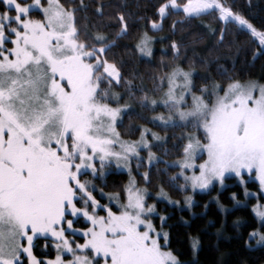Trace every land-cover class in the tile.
<instances>
[{
  "label": "snow or ice",
  "instance_id": "snow-or-ice-1",
  "mask_svg": "<svg viewBox=\"0 0 264 264\" xmlns=\"http://www.w3.org/2000/svg\"><path fill=\"white\" fill-rule=\"evenodd\" d=\"M0 5V264H180L169 248L168 233L153 223L156 208L146 204L145 190L130 182L125 202L113 211L81 179L95 176L97 163L102 170L110 159L127 166L131 155L139 156L138 148L149 149L151 164L147 136L161 139L145 129L138 143L120 140L116 124L124 109L113 107L108 102L112 93L102 87L122 79L105 55L112 47L108 36L98 32L91 43L81 40L75 10L60 0H0ZM181 9L188 17L218 10L221 20L248 30L264 51V30L218 0H166L158 13L163 20ZM34 11L39 19L32 18ZM118 20L122 35L128 25L123 15ZM152 27L159 25L153 22ZM138 48L152 55L147 36ZM165 79L163 105L204 137L189 136L177 162L192 172H181L186 183L193 190L206 189L213 181L223 184L226 174L241 182L247 174L264 190V85H216L211 93L201 89L213 97L206 99L194 94L191 71L177 67ZM155 119L167 126L172 117ZM187 200L190 205L191 197ZM255 213L264 220V206L257 205ZM81 220L85 228L74 227ZM166 220L160 217L161 229ZM68 235L84 242L70 241ZM257 235V242L264 243V233L251 237ZM39 240L53 241L55 259L38 258L34 249ZM199 244L192 239L194 253ZM66 254L71 258L65 259Z\"/></svg>",
  "mask_w": 264,
  "mask_h": 264
},
{
  "label": "trees",
  "instance_id": "trees-1",
  "mask_svg": "<svg viewBox=\"0 0 264 264\" xmlns=\"http://www.w3.org/2000/svg\"><path fill=\"white\" fill-rule=\"evenodd\" d=\"M60 1L69 10H75L81 40L91 43L92 36L102 32L112 43L105 55L109 62L118 66L122 79L118 85L113 83L102 87L119 94L124 103L131 101L135 106L122 115L118 125L120 135L128 140H137L142 127L149 126L166 137L165 142L153 146L160 159L148 168L143 166L148 171L147 179L142 174L136 175L139 186L149 191L150 202L155 200L154 194L160 189L171 197L181 198L184 194L181 187L185 182L177 174L179 167L170 164L183 156L186 133L193 131V127L187 124L173 127L155 124L151 122V109H148L147 116L139 104L145 95L161 91L166 74L175 67L193 71L195 93L211 84L226 87L235 80L264 83V51H261L258 41L239 25L223 22L218 10L199 17H188L181 10H171L161 20L158 8L166 0ZM221 2L246 18L257 30H264V0ZM3 8L0 5V10ZM120 15L128 25L122 35ZM40 17L39 12H33L32 18ZM153 22L161 23V27L152 28ZM143 34L154 38L150 58L142 57L137 48ZM128 180L127 173L112 171L104 180L99 179L98 184L106 192H115L124 198ZM247 186L259 191V184L254 180ZM196 199L192 210L157 202L160 211L167 216L162 229L168 233L169 248L182 264H264V243L257 242L258 236L251 237L253 232L264 233V224L252 209L257 199L250 198L247 204H237L246 198L245 187L235 177L227 179L224 189L215 186L208 192L198 193ZM260 199L264 201L263 196ZM80 224L86 226L82 220ZM155 224L161 229L159 217ZM193 238L200 242L195 253L191 246ZM79 239L83 241L82 237ZM36 244L34 252L38 258L56 255L51 240H39Z\"/></svg>",
  "mask_w": 264,
  "mask_h": 264
},
{
  "label": "rangeland",
  "instance_id": "rangeland-1",
  "mask_svg": "<svg viewBox=\"0 0 264 264\" xmlns=\"http://www.w3.org/2000/svg\"><path fill=\"white\" fill-rule=\"evenodd\" d=\"M24 2L25 3H32V0H24ZM218 2L219 3H222L221 0H218ZM181 11H182V9H181ZM33 19H39V18H33ZM158 25H159V28H160L161 27V23H158ZM154 29H158V28H154ZM145 36H147V38H148V47L151 49V52L153 53V49H154V38L149 37V35H147V34H143L142 37L139 39V41L137 42V48H138V45H140L141 41L145 38ZM8 46L11 47V45H8ZM138 50H139V48H138ZM139 53H140V55L142 57H145V58H150L152 56V55L151 56L144 55L140 51H139ZM175 68H177V67H175ZM172 70L169 71L166 74L165 78L167 77V75H169L172 72ZM185 71H191V70H185ZM191 72H192V80H193V71H191ZM165 78L163 80V84H162L161 91H158L155 94L145 95V96H147L149 98V101L148 102H145L142 99L141 102H140V104H139L140 109L143 110L144 113L146 112V114L148 113V109H151V111H150V114H151L150 115L151 122H153L155 124H159L161 126H163L162 123H161V121L156 120L155 118L158 117V116L163 115L165 117V119H167L169 116H171L172 117V120L170 121V123L167 126H163V127H173V126H176V125H185V124L188 125V122L187 121H181L179 119L178 115L174 111H170L162 103V100L164 98V94L167 91V81H166ZM235 81H239L241 83L254 82V83L258 84V85H264V83H261V82H259L257 80H246V81L235 80ZM216 85H219V84H211L209 86H205L203 89H207L208 90V93H211V92L214 91V86H216ZM193 87H194V81H193ZM111 93H112V96L110 97V99H109L108 102L111 103L113 107L119 106V107H121V108L124 109V111L121 113V116L125 112H128L129 110L135 108V106H133V102L127 101V103L126 102L124 103L120 99V95L119 94H117L115 92H111ZM194 94L197 95V96L204 95L206 99H212L213 98V97H209L207 95V93H203V92H199V93H195L194 92ZM152 99H155L157 101V104L155 106H152L151 103H150V101ZM146 103H147V106H145ZM191 103H192L191 99H188V104L190 105ZM147 116H148V114H147ZM120 122H121V120H118L117 121V124H116V131L118 133H119V131H118V125H119ZM145 129L150 130L151 133H155L156 135H158L161 138V139L157 140V139H154L152 135H148L147 136V140H148V142H149V144L151 146V152L154 154L153 155V159L151 161V164H149V149H147V148H138L137 151L139 152V156L137 157L135 155H131L129 157V161H128L127 166H125V163L123 161H121L119 164H117V162H116L115 159H110L109 161H106L105 167L102 170L100 169L99 163H97V174L95 176H93L92 174L89 173V175L86 176L85 178H81L82 179V182H87L88 183L90 189L93 186L95 187V191L93 192V195L96 197L97 200L100 201L101 204L108 205L109 207H111L113 209V211H118V205H119V203L125 202V195H124V198H122L118 193H115V192H106L103 189V187L98 184L99 179L100 180H104L106 178V176L109 173H111L112 171H118V172H125V173H127L129 175V180L127 182L126 188L129 186L130 182L134 181L135 182V185L138 188H140L142 190H145V193H146V196H145L146 204L147 205H155V208H156V213L157 214L156 215H153V217H152V220H153V223L154 224H155V219L157 217H159V218L160 217H166L167 218L166 213H164L163 211H160V209L158 208L157 202H165L166 204H168L170 206H176L178 208H186V209L192 210L193 209V206L195 205V203L197 201L196 195L198 193L208 192L212 188H214L215 186H217L220 190L224 189L226 187V185H227V179L229 177H235L238 180V182L241 183L245 187V198H246V200L243 201V202H238L237 204H240V203L247 204V200L248 199H250V198H256L257 199L256 200V203L252 205V209H253V212L254 213H255V209H256L257 205L264 206V201H262L260 199V196H263L264 197V190L261 189L260 184H259V181L255 178V176H249L247 174H244V176H243V182H241V178L240 177H237L235 174H226L225 180H224V183L223 184H220L218 181H213L212 184L209 185V187L206 188V189L197 188V189L193 190L191 188V185L188 184V183H186V181L184 179V176L181 175V172L183 171L184 172V175L191 176L192 175L191 170L185 171V170H182L180 167H179V171H178L177 174L180 177H182V179L185 182V184L183 185V187H181L183 189V191H184V194H182V197L181 198L171 197L170 195H168L167 191H165L164 189H160L159 191L155 192V194H154L155 200L153 202H150L148 200V193H149V191L145 187L139 186V184L137 182V179H136V175L137 174H142L144 176V174L147 173V177H148V171L145 170V168H143V166L146 165L147 168H148V167H150L152 164L156 163L160 159V157L156 154V152H154L153 146H157V144L165 142L166 141V137L163 136V135H161L160 133L154 131L149 126L148 127L143 126L142 127V130H141V134H142V132ZM192 130L195 131V132H193V131L187 132L186 133V137L187 138L189 136H191V135H196V136H200L201 140L204 139L203 134H202L201 131H199V130H197L195 128H192ZM119 135H120V133H119ZM140 139H141V135H140V137L137 140H128V139L123 138L120 135V140L123 141V142H125V143H128V144L138 143L140 141ZM187 142H188V140H187ZM115 150L116 151H120V149H119L118 146L116 147ZM181 159H182V157L180 159H177V161L171 162L170 165L171 166H176L177 165V162L180 161ZM203 159H207V156L205 155L203 157ZM203 159H197L196 162L197 163H203ZM138 164H139V167L137 166ZM101 172H102V175H101ZM253 180L256 181L259 184V191L251 190V189L248 188L247 183L250 182V181H253ZM126 188H125V190H126ZM161 190H163V193L166 194V195H162L161 194ZM246 192H247V195H246ZM117 196L119 197L118 200L115 199V197H117ZM110 197H112L113 199L110 200L109 199ZM188 197H191V204L190 205H189L188 200H187ZM99 214L100 215H106L105 212H100ZM255 215H256V213H255ZM256 217L258 218V220L260 221L261 224H264V220H261V218H259L257 215H256ZM82 221L84 223H86V221H84V220H82ZM74 227H76L78 229H84L85 228V226H81L80 223H75V222H74ZM158 230H162V231L166 232L164 229H159L158 228ZM80 237L81 236H79V235H77L75 237H73L71 235H68V239L70 241L71 240H75L76 243H83L84 240L81 241L79 239ZM51 243L53 245V241L52 240H51ZM161 243H163V241H161ZM174 255L178 258V260L180 261V264H182V261L179 259V257L175 253H174ZM55 256L53 258H43L42 260H52V259H55ZM70 258H71L70 255H67V254L65 255V259H70Z\"/></svg>",
  "mask_w": 264,
  "mask_h": 264
}]
</instances>
